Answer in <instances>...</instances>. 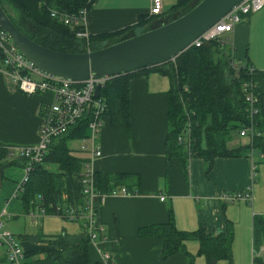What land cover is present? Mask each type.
I'll use <instances>...</instances> for the list:
<instances>
[{"label":"crops","instance_id":"1","mask_svg":"<svg viewBox=\"0 0 264 264\" xmlns=\"http://www.w3.org/2000/svg\"><path fill=\"white\" fill-rule=\"evenodd\" d=\"M175 3L162 0V16L151 22L146 20L151 0H94L88 8L85 28L95 37L120 33L122 39L128 38L137 29L149 30L172 20ZM263 36L264 6L244 17L221 40L230 46L235 61L264 71ZM169 91L166 75L139 73L128 82V116H124L118 102L114 116L104 115L97 139L101 156L93 161L92 168L97 173L122 174L113 190L125 188L127 193L104 196L98 206L103 231L87 242V261L82 264H208L198 253L199 242L195 239L185 241L182 251L162 257L161 238L138 235L140 229L170 219L185 232L204 227L206 233L217 235L231 230L230 257L214 264H252L254 254L264 250L263 246L255 248L252 238L253 217L264 216V155L256 149L252 155L245 152L215 157L207 171L206 161L198 156L189 157L186 167L177 157L167 165ZM51 98L49 92L23 94L0 72V151L38 141L37 105ZM227 142L228 147L235 148L250 140L236 132ZM72 151L84 160L89 155ZM44 168L58 171L54 163L47 162ZM23 171V159L16 155L0 164L1 219L24 251L22 264H80L46 255L45 251L54 245L49 244L50 240L60 235L79 237L84 231L77 222L51 214L32 220L28 213L35 212L39 203H33L26 212L21 198L15 195ZM248 186L252 187L250 203H223L218 199L222 192L243 191ZM103 253L109 254L105 263ZM0 264H7L4 247H0Z\"/></svg>","mask_w":264,"mask_h":264},{"label":"trees","instance_id":"2","mask_svg":"<svg viewBox=\"0 0 264 264\" xmlns=\"http://www.w3.org/2000/svg\"><path fill=\"white\" fill-rule=\"evenodd\" d=\"M189 1L191 0H176L172 9L174 15ZM93 2L94 0H0V7L12 24L37 44L60 52L83 53L102 48L98 46V41H107L119 36L120 33L102 34L98 37L90 35L87 48L83 41L74 36L73 29L50 16L49 9L75 14L84 7L88 10ZM157 17L148 16L146 20L153 21ZM177 17L174 16L173 19ZM229 47L227 42L217 38L200 47H188L175 57L174 62L169 61L111 78L100 91L99 98L106 106L103 117L105 114L114 116L117 102L127 117L129 80L142 72H159L166 75L170 81L169 126L165 140L167 165L172 158L177 157L186 167V160L189 157L198 156L206 161L207 171L212 167L215 157L240 156L245 152L252 155L256 149L264 155V71L255 69L247 62L235 61ZM231 62L236 64L238 69L233 68ZM249 67L254 68L251 74L247 73ZM249 80L256 85L258 112L252 120L258 135L253 137L251 143L231 148L227 146V141H230V137L248 121L242 83ZM178 89L182 94L180 101L175 93ZM86 122V118L82 119L67 135L53 140L44 162L33 165L28 181L16 194L24 203L26 212L33 207V203L46 207L47 212L51 210V205L83 204L78 176L84 159L73 153L69 141L88 136ZM6 158L7 151H0V164ZM47 162L56 164L58 171H47L44 168ZM24 164L25 160L23 166ZM122 177V174L108 175L95 172L96 187L101 192H110L114 188L113 184H118ZM138 235L161 238L162 257L182 251L185 241L192 239L199 242L198 253L204 255L208 264L229 258L231 254V230L217 235L206 233L204 227L194 232H185L178 230L170 219L168 223L142 228ZM252 238L255 248L264 247V216L253 217ZM88 241L85 233L79 237L60 235L49 241V244L55 246L52 245L53 247L45 252L51 258L82 264L87 261ZM255 262L263 264L261 258H255Z\"/></svg>","mask_w":264,"mask_h":264},{"label":"built area","instance_id":"3","mask_svg":"<svg viewBox=\"0 0 264 264\" xmlns=\"http://www.w3.org/2000/svg\"><path fill=\"white\" fill-rule=\"evenodd\" d=\"M264 6V0H242L234 5L215 24L203 31L191 44L200 47L205 43L222 38L232 32L235 25L250 14L259 11ZM87 8L80 9L77 13H68L56 9H49L50 16L56 18L63 25L74 30V36L84 42L85 47H89V37L91 34L85 28ZM162 0H151L148 15L162 16ZM224 42V41H223ZM0 72L6 81L14 88L25 95H33L49 92L52 95L50 102H40L37 105L38 141L31 145L11 147L7 150V158L18 156L25 160L23 166V176L15 189V195L20 191L29 179V173L34 164H42L45 156L49 152V146L53 140L61 138L76 127L82 119L86 118L88 136L82 138L81 152H88V157L83 162V167L79 172L78 181L83 195V204L51 205L48 213L46 207H39L28 213L32 220L47 214L62 217L70 222H77L84 231L89 241L94 239L103 231V226L99 222L98 206L107 194H126L125 188L101 192L96 187L95 171L92 168L93 161L101 156V151L97 145V139L103 123V113L106 108L100 98H93L95 86L98 82H107L111 78L108 76H95L90 74L83 81H74L69 78L51 75L43 72L28 61L17 49L9 36L0 28ZM173 58L171 61L174 62ZM233 68L238 69L236 64L231 62ZM254 68L249 67L247 73L251 74ZM237 71V70H236ZM245 112L247 113V124L238 131L239 136L247 137L250 143L253 137L258 135L253 117L258 112V98L255 93L256 85L252 80L242 83ZM251 154V153H250ZM41 196H39V199ZM160 197V200H163ZM218 199L223 203H233L236 201L252 202V187L248 186L243 191L222 192ZM0 214V247L6 250L7 264H22L24 251L17 238L6 229ZM255 253V252H254ZM109 257L108 253L102 254V261L105 263ZM255 258L264 260V250L256 252L253 256L252 264H257Z\"/></svg>","mask_w":264,"mask_h":264},{"label":"water","instance_id":"4","mask_svg":"<svg viewBox=\"0 0 264 264\" xmlns=\"http://www.w3.org/2000/svg\"><path fill=\"white\" fill-rule=\"evenodd\" d=\"M242 0H199L179 17L157 27L94 51L66 53L30 40L10 21L0 7V28L13 40L23 56L39 70L74 81L90 74L110 78L167 63L186 50L206 29ZM105 82L95 86L100 97Z\"/></svg>","mask_w":264,"mask_h":264},{"label":"rangeland","instance_id":"5","mask_svg":"<svg viewBox=\"0 0 264 264\" xmlns=\"http://www.w3.org/2000/svg\"><path fill=\"white\" fill-rule=\"evenodd\" d=\"M197 0H191V1H189V3L185 6V7H181L180 9H178L177 11H176V15H175V17H177V16H179V15H181L187 8H189L190 6H192L195 2H196ZM250 15H252V14H250ZM150 21V20H149ZM152 22V21H151ZM141 31H143V30H140V29H137L136 31H135V34H138V33H140ZM134 34V35H135ZM122 36V35H121ZM120 35L119 36H117V37H115V38H111V39H108L107 41L106 40H101V41H98V46L99 47H104V46H107V45H110V44H113V43H115V42H118V41H120V40H122V38L124 37V36H122L121 37ZM225 36H223V38H224ZM263 41H264V36H263ZM175 91V90H174ZM175 93H176V96H178V99H179V101H180V99H181V97H182V94H181V91H180V89H178V92H176L175 91ZM174 105V104H173ZM173 105H171V111H172V107H173ZM173 112V111H172ZM81 129H82V127H81ZM80 129V130H81ZM82 138H74L73 140H70L69 141V145L71 146V148L72 149H74V150H76V151H82V146L84 145V143H82ZM60 143H62V142H60ZM72 153V152H71ZM73 154V153H72Z\"/></svg>","mask_w":264,"mask_h":264},{"label":"bare ground","instance_id":"6","mask_svg":"<svg viewBox=\"0 0 264 264\" xmlns=\"http://www.w3.org/2000/svg\"><path fill=\"white\" fill-rule=\"evenodd\" d=\"M5 32V31H4ZM6 33V32H5ZM7 34V33H6ZM8 35V34H7ZM9 36V35H8ZM9 38L11 39V37L9 36ZM12 40V39H11ZM12 42H13V40H12ZM14 43V42H13ZM15 45V44H14ZM16 46V45H15ZM18 49V48H17ZM19 50V49H18Z\"/></svg>","mask_w":264,"mask_h":264}]
</instances>
